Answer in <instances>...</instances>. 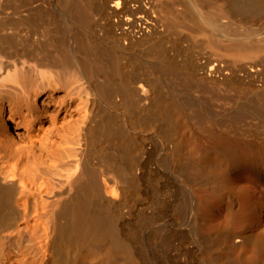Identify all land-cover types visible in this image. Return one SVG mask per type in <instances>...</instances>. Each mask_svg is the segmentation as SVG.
Segmentation results:
<instances>
[{"label": "bare ground", "instance_id": "6f19581e", "mask_svg": "<svg viewBox=\"0 0 264 264\" xmlns=\"http://www.w3.org/2000/svg\"><path fill=\"white\" fill-rule=\"evenodd\" d=\"M0 264H264V0H0Z\"/></svg>", "mask_w": 264, "mask_h": 264}, {"label": "rangeland", "instance_id": "374dc122", "mask_svg": "<svg viewBox=\"0 0 264 264\" xmlns=\"http://www.w3.org/2000/svg\"><path fill=\"white\" fill-rule=\"evenodd\" d=\"M254 201H255V199H254Z\"/></svg>", "mask_w": 264, "mask_h": 264}]
</instances>
